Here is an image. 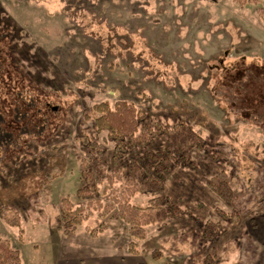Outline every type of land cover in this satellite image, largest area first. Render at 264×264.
Here are the masks:
<instances>
[{
    "label": "rangeland",
    "instance_id": "rangeland-1",
    "mask_svg": "<svg viewBox=\"0 0 264 264\" xmlns=\"http://www.w3.org/2000/svg\"><path fill=\"white\" fill-rule=\"evenodd\" d=\"M261 11L264 0H0V189L37 171L55 175L33 197L9 203L22 233L0 218V238L22 264H264ZM117 101L151 125L184 122L201 136L200 149L174 156L160 190L131 200L144 207L167 199L181 213L146 227L141 241L96 212L64 235L61 199L85 205L76 191L87 140H105L112 170L114 144L85 116ZM165 147L161 136L120 164ZM220 171L230 202L208 187ZM207 222L218 224L213 239L203 235Z\"/></svg>",
    "mask_w": 264,
    "mask_h": 264
},
{
    "label": "trees",
    "instance_id": "trees-1",
    "mask_svg": "<svg viewBox=\"0 0 264 264\" xmlns=\"http://www.w3.org/2000/svg\"><path fill=\"white\" fill-rule=\"evenodd\" d=\"M264 14V11H261ZM92 120L96 132L106 131L112 140L114 149L110 158L112 170L104 163L105 140L96 142L87 140L89 152L81 160L80 176L83 182L77 189L76 196L85 199V205H74L68 198L60 201L58 220L63 224L59 228L64 235H69L86 222L93 213L99 217L108 215L117 218L128 227V235L132 240H144L146 227L161 223L168 215L176 216L181 213L169 204L167 199L155 197L142 207L132 204V198L137 194L158 191L163 186L164 175L169 172L174 156L185 158V148L200 149L203 140L184 122L175 123L167 129L161 124H150L144 112L137 110L132 103L117 101L112 106L108 102L92 106L85 116ZM166 142L161 153L145 152L129 161L128 166H122L120 159L131 150L137 152L154 143L160 137ZM48 159V166L53 165ZM60 175L63 167L59 166ZM48 172H34L11 184L10 189H0V218L9 227L20 230L19 216L11 210L9 203L33 197L43 188V185L54 177ZM100 186L101 189H100ZM210 190L219 199L230 202L232 191L226 181L224 172H218L216 178L208 184ZM109 192V194H108ZM105 197L104 202L102 197ZM231 223H236L237 216H225ZM218 224L207 222L203 235L213 239L219 233ZM100 230H94L90 235L96 236ZM22 233V230H20ZM128 252L136 255V244H128ZM0 264H22L21 255L10 242L0 238Z\"/></svg>",
    "mask_w": 264,
    "mask_h": 264
}]
</instances>
